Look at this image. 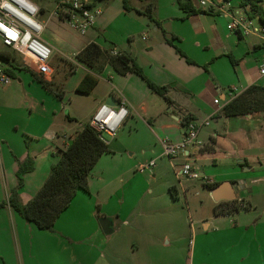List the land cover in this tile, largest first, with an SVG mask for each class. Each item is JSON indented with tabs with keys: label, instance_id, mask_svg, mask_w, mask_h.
<instances>
[{
	"label": "crops",
	"instance_id": "crops-1",
	"mask_svg": "<svg viewBox=\"0 0 264 264\" xmlns=\"http://www.w3.org/2000/svg\"><path fill=\"white\" fill-rule=\"evenodd\" d=\"M136 1L132 11L125 12L119 2L113 9L110 0H94L91 8L98 13L84 34L69 28V6L61 10L56 3L59 17L33 1L40 8L41 39L52 51L49 72L38 76L48 87L33 80L31 71L37 72L23 65L19 55L12 51L9 54L8 50L0 53L8 60L15 58L13 63L20 68L13 70L18 84L12 89L18 92V99L0 102V202L17 187L18 166L27 159L32 161L33 169L23 176L18 196L23 205L32 199L58 161L53 154L64 149L83 125L71 126L74 121L84 120L76 107L72 111L73 101L92 95L86 123L100 106H115L119 98H124L128 116L117 130L128 124L130 133L138 123L143 124L147 137L155 141L152 152L161 161L160 140L181 141L185 126L182 118L200 126V144L189 147L186 158L167 159L157 167L155 164L149 170L151 179L162 180L163 174L166 188H173L177 196L175 184L184 193L187 189L182 183L193 182L178 175L181 166L189 163L202 180L210 181L209 185H221L219 196L233 195L230 201L247 209L214 215L217 203L205 187L208 184L201 180L202 190L211 197V211L207 216L196 214V221H192L189 211L183 216L182 208L181 214L163 215L156 198L147 212H135V208L122 212L117 202L109 211L98 196L108 160L117 164L115 178L128 173L126 163H120L122 156L110 151L92 168L88 192L77 191L52 231L36 229L8 207L0 209V264H264V112L220 115L221 108L248 87L264 86V75L260 74L264 25L257 18L248 20L239 0H209L204 7L199 5L200 0H190L192 7L202 12L193 15H186L178 0ZM146 3L150 4L154 23L135 13ZM261 6L264 10V0ZM241 15L248 22L247 35L227 29L232 18ZM64 22L76 35L68 41L60 37ZM111 25L121 32L119 39L110 31ZM49 29L52 33L47 36L44 31ZM133 35L138 38L133 39ZM89 43L109 53L130 56L150 82L167 89L166 95L152 93L135 74L122 76L108 65L97 73L80 64L75 56ZM229 56L236 60L235 65ZM62 60L74 66L65 81L68 68ZM87 73L97 76L98 83L89 95H79L75 88ZM71 81L74 93L67 90ZM58 87L62 88L61 99L55 97ZM215 99L219 105L213 104ZM66 100L70 111L64 117ZM211 123L215 128L210 130ZM210 138L214 139L213 150L209 148ZM104 142L109 147V142ZM170 203L174 206L175 201ZM96 206L100 219L96 217ZM104 219L109 220L107 234L99 224ZM183 221L188 223L186 233Z\"/></svg>",
	"mask_w": 264,
	"mask_h": 264
},
{
	"label": "trees",
	"instance_id": "trees-1",
	"mask_svg": "<svg viewBox=\"0 0 264 264\" xmlns=\"http://www.w3.org/2000/svg\"><path fill=\"white\" fill-rule=\"evenodd\" d=\"M142 1V0H140ZM230 1V0H225ZM262 0H239V7L243 11L248 20L257 18L261 25H264V10L261 6ZM179 8L186 15L202 13L192 7L190 0H178ZM123 9L125 12L132 11L124 0ZM135 13L144 15L149 21L154 23L151 16L150 4L143 6L142 10H135ZM60 17V15H58ZM170 43V40H166ZM179 54L180 51L177 50ZM75 59L88 69L100 73L104 66L108 65L115 73L126 75L135 74L143 79L150 91L158 96H165L167 89L159 87L150 82L144 75L141 68L135 61L124 53H109L102 50L97 44L89 43L75 56ZM232 65L236 64V60L229 56ZM0 60L5 63L3 66L5 72L12 78L13 70L20 69L13 62L15 58L9 60L0 54ZM67 65L68 73L64 76V81L73 73L74 66L62 60ZM3 65V64H2ZM33 80L38 82L44 88L48 87V83L43 81L41 74H34L31 71ZM69 75V76H68ZM98 83L97 76L87 73L75 88V93L79 95H89ZM61 87V86H60ZM58 87L59 92L55 94L57 99L63 97L62 88ZM264 112V86H250L244 92L236 96L220 110L223 117L248 115L252 113ZM70 121H73L70 119ZM182 125H186L190 120L187 117L182 118ZM186 123V124H185ZM64 149H57L53 154L58 157V161L51 166L49 174L32 199L25 205L21 204L18 189L23 183V176L32 171V161L27 159L18 166L16 177L18 180L17 187L11 190L5 201L0 202V209L8 207L15 212L26 223L32 224L36 229L41 231H52L56 220L61 213L68 208L77 191L82 190L88 192V178L94 165L99 158L110 153L108 145L90 125L89 122L84 123L69 140ZM214 139L210 138L209 148L213 150ZM216 184L207 185L212 190ZM173 190V188H171ZM241 204L235 201L219 202L213 208L214 215H222L246 210ZM97 219L99 207L96 206Z\"/></svg>",
	"mask_w": 264,
	"mask_h": 264
},
{
	"label": "rangeland",
	"instance_id": "rangeland-1",
	"mask_svg": "<svg viewBox=\"0 0 264 264\" xmlns=\"http://www.w3.org/2000/svg\"><path fill=\"white\" fill-rule=\"evenodd\" d=\"M31 1L36 2L41 8L43 7L44 9H46V12H55L57 10L56 3L57 6L61 8V10L62 8H68L66 0H62L61 3H59V1L61 0ZM118 2V0H110L109 5L114 4L113 9H115L118 7ZM136 2V0H126V4L129 8L134 7ZM119 4L123 5L124 0H120ZM40 16L41 15H39L38 18ZM45 17L46 16H43V19ZM245 23L248 22L246 21ZM110 31L115 35L117 39L120 38L121 32L115 25H111ZM51 33L52 31L50 29L44 31V34L47 36H50ZM70 36L76 35L68 29L67 24L64 22V26L60 32V37H63L64 40L68 41L70 39ZM137 38V35H133V39ZM6 50H8L7 53L10 54L11 51L5 48L0 41V53ZM71 51H74V45L72 46ZM13 54L17 56L15 53ZM22 64L24 65L23 62ZM1 66L3 67L4 64ZM34 70L37 71V68ZM78 74L73 78L74 81L79 77ZM17 84V77L14 76L10 79V83L8 85H0V102L11 99H18V92L15 89H12L15 88ZM72 88L73 81H71L70 85L67 87V90L70 91ZM72 92L74 93V90ZM91 98L92 95H90L89 97H79V99H75L76 101H73L74 104L72 111L74 110V107H76L78 109V112L80 113L78 114L79 117H84V120H81L79 118L80 120H77L76 123H74V121L71 126H75V124H77V126L79 127L80 125L86 123L88 117L87 114L92 104ZM67 105L68 101L66 100L64 109L62 111L64 117H67V113L70 111ZM127 127L128 124L118 129L113 135V138L105 133L101 134V137L105 141L109 142V150L119 153V155L122 156L120 163H126V169L128 170V173H126L124 177L121 176L115 178L117 174L114 172L117 170V168L115 167L117 166V164L113 165L112 163L114 162L111 161V159L108 160L109 163L106 166L108 172L104 177V182H102L101 190L98 194L100 203H102V205H104L109 211L112 210V207L115 206L117 202L120 203L122 212L124 211L127 213L131 208H135V212H147L149 211L150 207H152L150 205V203L152 202L151 200L156 198L157 200H155V202L157 203V206H161L159 207L161 209L160 213H162L163 215H169L173 212L181 214L182 208L184 209V213L182 212L183 216H186L189 211L192 217V221L197 220L196 214L207 216V214L211 211V202L208 199L210 198L211 200V197L206 193V191L202 190L200 184L202 183L201 180H196L193 182H183V186L187 189V191H185L184 193L179 189L178 185L175 184L178 190L177 196H175L172 193L173 190L170 187L166 188L163 180V174L161 176L162 180H160L159 177L153 180L150 177L151 172H149V170H146L143 174L137 173V170L141 166H145L151 161H154L157 167L159 165L162 166L167 159L162 158L161 161L158 159V154L152 152V146L155 141L152 138L147 137V131L143 124L138 123L135 130H131L130 133H128ZM214 128L215 127L213 123H211L209 129L211 130ZM133 173L135 175H133ZM133 176H136L135 179H133ZM113 194H115V196L111 199ZM172 200L175 201L174 206L172 205V203H170L172 202ZM261 203L262 205H264V202L261 201ZM127 204L132 205V207H128ZM187 224L188 223H184L183 221V233L189 231ZM198 226L199 225H197V227ZM190 239L191 237L188 239V241Z\"/></svg>",
	"mask_w": 264,
	"mask_h": 264
},
{
	"label": "built area",
	"instance_id": "built-area-1",
	"mask_svg": "<svg viewBox=\"0 0 264 264\" xmlns=\"http://www.w3.org/2000/svg\"><path fill=\"white\" fill-rule=\"evenodd\" d=\"M94 0H67L69 6L68 26L76 33L84 34L94 22L96 13L92 11ZM209 0H200L201 7L206 6ZM40 8L31 0H0V41L2 45L19 55L26 67L36 69L42 75L49 72L48 63L51 57L50 47L42 41L41 34L43 26L38 21ZM55 15L58 13L55 12ZM245 17H233L227 25L231 32L248 34L245 26ZM14 35H9V33ZM115 54V53H113ZM40 68V69H39ZM260 74L264 75V62L261 64ZM11 77L0 66V85H8ZM214 105H219V100H213ZM128 116L127 102L124 98H119L115 106L102 105L91 116L89 125L98 133H105L113 137L117 128ZM207 123H205L206 125ZM199 127L194 122H188L182 132V139L178 143H172L167 139L160 140L162 147V157L172 160L176 158H186L188 148L198 146ZM155 162L151 161L145 166H141L137 173L142 174L146 170H151ZM179 177L185 181L202 180L196 169L189 163L181 166ZM209 183L208 179L202 180Z\"/></svg>",
	"mask_w": 264,
	"mask_h": 264
},
{
	"label": "water",
	"instance_id": "water-1",
	"mask_svg": "<svg viewBox=\"0 0 264 264\" xmlns=\"http://www.w3.org/2000/svg\"><path fill=\"white\" fill-rule=\"evenodd\" d=\"M106 105H108V103ZM70 143L71 142H69V144ZM229 185L232 188V190L235 191L234 185L232 183H229ZM220 190H221V185H219V186H217V187H215L214 189L211 190V197H212L214 202L218 203V202H221V201H230V200L233 199V195L219 196ZM108 223H109V220H107V219L101 220L100 223H99L101 228H102V230H103V232L105 234L110 233V229L108 227Z\"/></svg>",
	"mask_w": 264,
	"mask_h": 264
},
{
	"label": "snow or ice",
	"instance_id": "snow-or-ice-1",
	"mask_svg": "<svg viewBox=\"0 0 264 264\" xmlns=\"http://www.w3.org/2000/svg\"><path fill=\"white\" fill-rule=\"evenodd\" d=\"M9 35H14V33H11V32H10Z\"/></svg>",
	"mask_w": 264,
	"mask_h": 264
}]
</instances>
